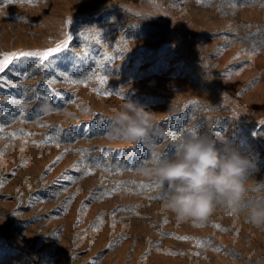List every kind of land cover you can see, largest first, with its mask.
<instances>
[{"label": "rangeland", "instance_id": "obj_1", "mask_svg": "<svg viewBox=\"0 0 264 264\" xmlns=\"http://www.w3.org/2000/svg\"><path fill=\"white\" fill-rule=\"evenodd\" d=\"M57 46L0 73V264H264V227L179 221L141 172L196 130L264 181V0H0V53ZM124 98L157 113L155 152L107 138Z\"/></svg>", "mask_w": 264, "mask_h": 264}, {"label": "clouds", "instance_id": "obj_2", "mask_svg": "<svg viewBox=\"0 0 264 264\" xmlns=\"http://www.w3.org/2000/svg\"><path fill=\"white\" fill-rule=\"evenodd\" d=\"M151 16H149L150 18ZM42 111H55L45 104ZM107 117L110 140L144 144L155 152L164 133L155 120L157 113L139 101L125 99ZM254 160L241 152L234 139L207 132L190 131L173 143L170 157L142 167V174L159 185L163 206L177 220L204 223L218 206L245 213L257 227H264V181L252 182L257 171Z\"/></svg>", "mask_w": 264, "mask_h": 264}, {"label": "snow or ice", "instance_id": "obj_3", "mask_svg": "<svg viewBox=\"0 0 264 264\" xmlns=\"http://www.w3.org/2000/svg\"><path fill=\"white\" fill-rule=\"evenodd\" d=\"M32 2V0H29ZM64 47H67V43L64 44ZM60 47L57 46L56 48L49 49L43 52H19V53H0V73L4 72V70L8 67L9 64L12 63L13 59L16 57H39L41 61L46 60L50 57L54 52H59ZM15 103V101H12ZM194 131V130H190ZM155 160H159V157L156 154H153ZM159 187L158 184L155 185ZM218 227V225H217ZM181 239H187V237H182Z\"/></svg>", "mask_w": 264, "mask_h": 264}]
</instances>
